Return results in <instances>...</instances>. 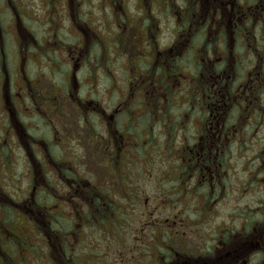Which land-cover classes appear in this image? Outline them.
Masks as SVG:
<instances>
[{
    "label": "rangeland",
    "instance_id": "obj_1",
    "mask_svg": "<svg viewBox=\"0 0 264 264\" xmlns=\"http://www.w3.org/2000/svg\"><path fill=\"white\" fill-rule=\"evenodd\" d=\"M145 1L147 3L143 0H11L12 3H10V0L9 2L0 0V41L2 39L3 42V39H6L4 52L7 50L5 53L9 57V65L5 68L8 74V78H5L8 81L6 85L0 66V85L1 83L5 85L0 86V138L13 141L11 135L15 133V129L9 126V122L15 123L17 119L20 124H24V127L27 125L31 133L43 135L46 138L51 136V128L47 124L49 122L51 127L53 126L55 139L58 138V128L61 130L65 128L67 133L72 130L78 133L77 137L72 135L65 142L52 145L50 149L56 158L64 151L67 164L70 166L67 168L69 173H78L83 177L82 185L76 184L73 191L78 189L79 192L87 193H83L79 199L81 202L79 207L83 208L81 211L78 210L80 214L85 213V209L87 212L89 207H96L94 205L97 204L98 216L95 211H91V216L95 217L94 225L83 223L86 226L82 228L81 236L75 232L76 230L74 231L77 224H72L71 216L73 207L75 208L76 205L69 196H62L70 190V187L62 189L60 184L53 180V185L60 190L58 193L60 195H57V201L53 195L47 198L53 205L62 203L60 227L69 232V237L64 233L61 235L66 238L63 242L64 251L61 252L65 257L73 259L74 264H150L148 255L151 252L150 248L156 243L154 242L156 231L158 234L163 233L165 222L174 223L172 219L178 218L176 207L180 205L175 204L174 194L195 192L196 187L200 186L187 173L180 182L178 179L172 180L176 171L181 176L183 172L189 170V168L180 167L189 163L188 160H183V147L190 146L194 142L197 136L196 128L202 127L200 119L202 111L199 110L201 107L198 103L200 93L197 87V85L201 86L199 83L201 78L195 79L197 70L192 63L194 52L180 53L178 75L175 76L178 71L175 67L176 71L172 76H169L167 80H164V77L171 67L165 59L177 35L190 33L194 26L201 29L204 19L209 14V4L204 3L201 6L203 10L200 9L198 14L193 15L191 3H185L184 0ZM154 1L157 3H152ZM168 3L171 6L167 7ZM8 6L14 7V12L22 11L21 18L27 17L25 25L34 36L24 30L21 19L16 24L17 20ZM187 11L189 17L185 18ZM146 12L150 14V19L146 18ZM121 13L124 17L127 16V24L132 26L129 29ZM154 15L156 17L152 18ZM152 19H154L153 22ZM144 22L147 26L143 25ZM208 30L213 38L208 50L209 56L217 59L222 56V53L220 50L219 53L216 52L215 33L209 28ZM85 32L90 38H95V35L98 37L97 41H89V48L86 51L83 48L87 40ZM200 37L201 32L198 34V38ZM154 40H157V47L150 49V44L154 43ZM22 41H25V45L28 42L29 45L20 50ZM40 42L43 43L42 47ZM225 43L228 44L229 40ZM250 43H252L251 39ZM263 43L262 40L261 44ZM261 47L253 44L248 46L252 48L249 50L251 55L256 52L261 53ZM139 48L146 53L139 55L141 53ZM232 48H234L233 52L237 50L235 47ZM158 49L162 53L157 59L159 66L156 69L145 62H141L138 69L133 67L132 59L138 61L142 58L147 62L150 58L149 54ZM187 59H191L192 65L187 64ZM160 62H163L162 67ZM254 62L256 60L253 57L246 59L248 70L252 68ZM21 71L22 76L19 78L21 81L26 84L23 78L27 75L29 81L36 84L32 91L24 84L12 82L13 77ZM136 74L144 76V80L153 76L156 84L151 82V86H143L140 93V88H137L136 82L131 79L132 75ZM177 77H180L182 81ZM196 81L198 83H195ZM166 82L168 84L173 82L174 88L178 90L175 92H179L184 101L178 102L174 98L175 103L171 104L170 109L171 115L167 116L163 113L157 122L164 127L173 118L172 125H175L168 131L161 130L158 125L153 140L142 136L140 139H144L141 144H137L138 147H131V149L120 147L118 150L119 155L121 154L120 158L118 154L114 156L117 145H114L115 138L110 131L112 124L110 116L113 110L119 113H117V138L120 139L119 134L122 133L123 125L130 124L129 119L126 123L123 118V113L126 114L128 111L127 107L121 103L123 98L129 97L127 106L131 109H139L142 99L144 101L148 97L153 98L158 93L166 96ZM40 91H44L43 95L46 99L44 103L40 102V99H43L41 95H38ZM72 93L82 100L85 98L86 101H97L98 109L104 110L105 115L101 114L100 117L96 111L94 114L90 112L88 115L84 113L82 115V110L77 106ZM187 93L190 94V98L185 95ZM11 95L20 97L18 108L20 114L15 109L13 115L8 113L12 109L9 100ZM6 96L7 99H4ZM154 100H157L156 97ZM185 101L188 102L183 103ZM95 103L88 104L89 110L96 109ZM159 105L160 102L157 103V106ZM59 107L66 109V124L78 119L79 125L64 127L63 120L57 117ZM263 110L259 111L261 122L258 121V125L250 128L253 132L251 134L248 132L243 136V140L238 139V143L231 147L230 164L234 165L229 181L231 193L218 209L221 214L218 220L223 215L226 222L236 223L240 215L237 209L242 205L246 208L252 204L254 205L252 208H255L257 203L259 207L264 203V174L259 175L263 169H259L258 174H252L255 169L239 168L241 165L236 164L238 161H248L252 162L253 167L262 168L264 165ZM55 113H57L56 117ZM145 117H147L146 121L140 120L139 128H144L148 124L150 116ZM193 119H195L194 126ZM253 123L254 121L250 119V124L253 125ZM181 127L183 128L178 130ZM20 128L18 126L19 130ZM139 128L125 129V133L135 134V130ZM21 135L22 141L26 142L25 131H22ZM116 143L121 145V142L117 140ZM20 144V141L15 143V151L11 152L12 155L14 153L15 161L12 166L10 161L6 163L0 157V195L3 202V207L0 209V227L3 231L0 233V249H2L0 264H54L53 258L58 256L57 250L60 248L55 234L51 232L50 238L45 237L30 220L31 213L27 212L30 206L27 195L31 192L30 176L32 174ZM10 149L9 145L8 150ZM258 151L260 154H257ZM3 157L10 159L7 151H3ZM115 159L122 160L120 167L113 165ZM34 169L36 173L39 172L38 167ZM248 169L251 176L247 179L250 175ZM254 177L260 178L257 187L253 184ZM179 184L184 191L178 189ZM81 187L85 191L81 190ZM94 188L107 194L105 201L88 197V194L92 195ZM35 199L37 203H43L39 193H36ZM106 203L113 207L114 215L119 220L111 219L113 215L109 213L99 214L100 211L109 208ZM194 206L191 204L190 207ZM173 207H175L174 210H171ZM186 212L189 214L190 210ZM41 216L39 218L44 219ZM77 216L80 219V216ZM96 217L99 219H97L98 222L95 221ZM257 217H260V213ZM154 220L157 223L160 222L161 226L155 227L152 224ZM218 220L215 219L213 224ZM180 221L182 226L177 225L171 232L172 242L176 248L181 250L183 247L196 254L201 248L212 243L215 237V225H210V231H207V236H204L203 228L199 231V228L187 225L190 222L189 218L183 220L180 218ZM56 228L59 229L58 225ZM183 229L188 230V233ZM162 239L165 241L166 237ZM4 242L6 245L3 244Z\"/></svg>",
    "mask_w": 264,
    "mask_h": 264
},
{
    "label": "flooded vegetation",
    "instance_id": "obj_2",
    "mask_svg": "<svg viewBox=\"0 0 264 264\" xmlns=\"http://www.w3.org/2000/svg\"><path fill=\"white\" fill-rule=\"evenodd\" d=\"M7 1L9 2V0ZM143 1L144 3H147L145 0ZM184 1L185 3H191L194 12L193 15L198 14L200 12V9H202L201 6L204 3L209 4V14L204 19V25L201 27V29H198L194 26L193 29L191 28L190 33L177 35L176 41L172 45V48L169 50L170 53L167 54V58L165 59L166 63L169 64L171 67L166 73L164 80H167L169 76L173 75V72L176 71L175 67L178 68V71L175 76L178 75L180 67L178 56L180 53L184 52L185 54L189 52H194V60L192 59V63H194V67L197 70L195 79L201 78L199 82L201 86L197 85V87L199 88L200 93V95H198V103L201 107L199 108V110L202 111V117L200 118L202 127L200 129L199 127L196 128V134L199 137L202 133L220 134L225 131V135L231 137L228 141L230 150L228 159H224V162H221L217 166L211 165V163L205 164L199 158L198 165H201V169H196L194 171L193 169H191L192 166L191 168L187 167V165L190 164L187 163L186 165H181L180 167L185 166L186 168H189V170L183 172L181 176L178 171L175 172V176L174 178H172V180L178 179V181L180 182L182 178L185 177L184 174L187 173L190 174V176L195 180L194 182L198 183L200 186L196 187L197 189L195 190V192L186 194H183V192L181 193V195L178 193L174 194L175 204L178 203L180 206H184L185 208H181L180 206L176 207L178 208L176 211V215L178 216V218L176 220L172 219L174 223L165 222L164 229L162 230L163 233L161 234H158L156 231L154 235V242L156 243L151 247L152 249L150 248L151 252L148 255L150 258V264H264V203H262L260 207L257 203L255 205L257 207L255 208H252L254 207V205L252 204H249V206L246 208H244L242 205L241 208L237 209L240 215H238L236 223L226 222V218H223V215L221 219L218 220V217L221 215L218 209L221 208L224 200L227 199L231 193V185L229 181L232 177L231 169L234 168V165L230 164V155L232 150L231 147L233 144L238 143V139L243 140V136L247 135L248 132H250V134L253 132V130L250 128L258 125V121L261 122L259 119V111L264 109V43L261 44L262 40L264 42V0ZM10 3H12L11 0ZM152 3H157V1H154ZM166 5L167 7L171 6L170 3ZM8 9H10V12L17 20L16 24L18 20L21 19L23 21L22 24L24 25V30L28 33L30 32L34 36V34L30 31L27 25H25L27 17L26 19L24 18V16L21 18V15L23 14L22 11L17 10L14 12V7L12 6H8ZM145 14H147L146 18H151L149 13L146 12ZM121 17H123V21L126 24L127 29H129V27H132L128 26L129 24H127V16L124 17L122 15ZM155 17V15L152 16V18ZM188 17L189 12L187 11L185 18ZM153 20L154 19H152V22ZM143 25L147 26L145 22L143 23ZM208 28L215 33L214 45L217 46L216 52L219 53L220 50V52L222 53V56L217 58L221 59L220 61H218L217 59H213L212 56H209L208 50H210L211 41H213L211 39L213 38L211 37L212 34L209 32ZM19 32L21 33L20 26ZM200 32L201 37L198 38V34ZM2 34L3 36H5L3 32ZM85 36L87 37V40L83 48L86 51L89 48V41H97L98 37L95 35L96 39L94 37L90 38L89 34H87L86 32ZM250 39L252 43H250ZM228 40L229 43L226 44L225 41ZM5 41V38L3 39V42L2 39L0 41V66L2 68L3 79L8 78V74L6 73L5 68L9 65V57L5 53L7 50L4 52ZM25 41L20 42V50L25 49L26 46L29 45L27 44L28 42H26L25 45ZM251 44L262 46V49L260 50L262 52H256L251 55L249 50H251L252 48H248V46ZM41 45H43V43L40 42V46ZM156 47L157 40H154V43L150 44V49H155ZM232 47H235V49L237 50L233 52L234 50L232 49L234 48ZM140 49L141 48H139V50ZM140 51L141 53L139 55L146 53L145 51ZM161 53L162 51H160V49L156 50V52H152L151 54H149L150 58L147 62L142 58H140L138 61L132 59L134 64L133 67H135V69H138L141 65V62H145L150 65L153 69H156L159 66L157 59L159 55H161ZM33 57L36 58V56ZM248 57H253V59L256 60L250 70H248L245 63ZM163 62H160V67H162ZM186 62L188 65H192L191 59H187ZM21 76L22 71L21 73L18 72L16 76L13 77L14 80H12V82L24 84L25 86L29 87L30 91H32L33 87L36 84L31 83V81H29L28 79V76L25 75V78H22L26 81V84L30 83L29 85H26L23 81L19 79L21 78ZM143 77L144 76L136 74L132 75L131 78L134 80V82H136L137 88H140V93L142 91L143 86L147 87L151 86V82L155 83V78L153 76L146 78L145 80L143 79ZM177 78L181 80L180 77ZM16 80H18V82H16ZM133 80L131 81L132 84L134 83ZM4 82L5 85L8 83L6 79L4 80ZM195 83L198 82L196 81ZM2 85H4V83H1L0 86L2 87ZM165 85L167 91L165 94L166 96H164L163 94L160 95L158 93L155 96L153 95L154 97H156L157 100H154V97H148L144 101L142 98H140L142 99L140 100L142 102L141 107H139V109H131L130 106H127V100L130 101L129 97L126 96L125 98H123V101L121 103L123 106L127 107L126 110H128L126 111V114L122 112L123 118L124 120H126V123L129 119L130 124L127 126L123 125L122 133L119 134L120 139L117 138V119L119 113L117 110H113L110 116V118L112 119L110 131L112 137L115 138V140L113 141L114 145H117V148H115L114 151V156H117V154L119 155L118 150L120 149V147L121 149H126L127 147L131 149V147H138L137 144H141L144 138H151L153 140L155 135L154 132L156 131V127L158 125L161 127V130L164 131H168L169 128H172L175 125H172V122L174 120L173 118L169 122H167L164 127L159 122H157L158 118L163 113H165V115L167 116L171 115L170 109L171 104L175 103L174 98H176L178 102L184 101L180 96L179 92H175L178 90L174 88L173 82L170 84L166 82ZM15 86L16 85H14V87ZM40 92L41 93L38 95H41L43 97V99H40V102L44 103V100L46 102V99L43 95L44 91ZM185 95H187L189 98L191 97L188 93ZM72 97L75 99V102L77 103L79 109L82 110V115L83 113L85 115H88L90 112H92L90 114H94V111H96L100 117L102 116L101 114H103V116L105 115L104 110L102 111L98 109L99 103L97 101L93 100L90 102L86 101L85 98L82 100L80 97H77L73 93ZM4 99H7V96ZM9 100L12 105V109L9 110L8 113H12L13 115V110L15 109V111L20 114L21 112L18 109L20 106V97H17V95L13 97V95H11L9 97ZM165 101L167 103V106ZM158 102H160L159 106H157ZM186 102L188 101H185L183 103ZM92 103L97 104L95 110H89L90 108L88 107V104ZM58 109L59 114L57 115L58 112L55 113V117L57 115L58 119L63 120L64 127H77L79 125L78 119H74L73 121H70L68 124H66V109L64 107H59ZM145 116H150V120L147 122L148 124L144 128H139L138 125L140 120L146 121L147 117ZM250 119L254 121L253 125L250 124ZM53 120L55 122V119ZM194 120L195 119H193V126L195 124ZM22 124H20V121L18 119L15 123L11 121L9 122V126L15 129V133L11 135L13 141L8 140V138H5L4 140L0 138V157L6 163L10 161V165L12 166L15 161L14 153L12 155L11 152L15 151L14 144L18 143L19 141L21 142V149L25 152L26 158L28 159V162L30 164L29 166L31 168L32 174L30 176L32 183L31 192H29V194L27 195V199L30 205L28 208L29 210H27V212L31 213L30 220H32V223L35 224L36 228L41 233H43L45 237L47 236L50 238L51 232H53L55 234L56 240L59 242V245L61 247L63 246V242L66 239L61 235L63 233L68 235L69 232H66L64 228L60 227L61 223L59 218L62 216V203H55L56 205L54 204V206L51 202L47 200L50 195H53L55 201H57V195H60L58 194L60 190H58L57 187L53 185V180H56V182L60 184L59 186L62 189L70 187V190L62 196H69L70 200L74 201L76 205L75 208L73 207V215L71 216L73 222L72 224H77L76 228H74V231L76 230V233L78 232V234H80L81 236L82 228L86 226V224L94 225L93 223L95 217L93 215L91 216V211H95V214L98 216L97 204L94 205L96 207H89V210H87V212L85 209V213H79L78 210L81 211L83 209L79 207L81 205L79 199H81L83 193H87L79 192L78 189H75V191H73V188L76 184H78L79 186L82 185L83 177L78 173H69L67 168L70 166L67 164L64 151L59 157L56 158L52 154L50 149V147L52 148V145H57L62 142H65L72 135L77 137L78 133L73 130H70L71 132L67 133L65 128L62 130L58 128V138L55 139L56 136L55 132L53 131V126L51 127V122H49L47 124L51 128V136L50 138H46L43 135L31 133L30 129L28 130L27 125H25V127L27 128L26 129L24 127V124ZM59 125H61L60 122ZM18 126L21 127L20 130L18 129ZM130 126L133 129H139L135 130V134L133 132L125 133V129H130ZM176 127L178 126L176 125ZM183 127L178 128V130H181ZM20 131H25V137H27L26 142L22 141L23 134L21 135ZM142 136L144 138L140 139ZM116 140L121 142V145H118V143H116ZM198 141L199 140L195 139L190 146L183 147L184 149L182 151V156L184 157L185 152L191 150ZM12 142L14 144H12ZM9 145L11 148L10 151L8 150ZM3 151H7V153L10 155L9 160L3 157ZM257 154H260V151H258ZM120 155L118 156V158H120ZM209 157L211 156L209 155ZM213 157L214 156H212L211 158ZM240 157L243 158V156ZM183 160H185V158ZM121 162L122 160L115 159L113 160V165H115L116 167H120ZM236 164L241 165L239 166V168L250 167L252 169H255L254 171H252V174H258L257 171L259 169H263L262 172H259V175L264 174V165L262 166V168H259L258 166L253 167L252 162L248 161H238L236 162ZM34 167H38L39 172L36 173ZM215 167H217V169ZM42 173H44L43 176ZM249 174L250 175L247 176V179L251 176L250 171ZM254 179L255 182L253 184H255V187H257L260 178L254 177ZM178 189L180 191L183 190V188L180 187V184L178 185ZM81 190L85 191L83 187H81ZM98 190L100 189L94 188L93 191L97 193ZM36 193H39V195L42 196L43 203H37L35 199ZM93 193L92 195L88 194V197H91L95 200ZM106 195L107 194L105 193V196ZM1 200L2 195H0V209L1 207H3V202ZM11 200L13 199L11 198ZM12 202L14 203V201ZM191 204L192 206H195L191 208ZM106 206H108L107 203ZM174 208L175 207H173L171 210H174ZM186 210H190V213L188 214ZM74 211H76V213H74ZM105 211L107 212V214L109 213L113 215L111 216V219H115V221L119 220L114 215V211L110 208H106ZM259 213L260 217H257ZM38 215H42L44 219L39 218ZM77 215L80 216V219ZM179 217L181 218V220H183L184 218H189L190 222L187 225H189L190 227L192 226L193 228H199V231L201 230V228H203V231L205 232V234H203L204 236H207V231H210V225H215V237L212 243L201 248L196 254L190 252L188 249L183 247L181 248V250L176 248L174 246V243L172 242L171 232L173 231L172 228L176 227L177 225L182 226ZM97 219L98 217H96L95 221L98 222L99 219ZM215 219H217L218 222L213 224V221ZM152 224H154L155 227L157 225L161 226L160 222L157 223L156 220H154ZM52 225L54 226L52 227ZM57 225L59 229L56 228ZM183 231L188 233V230L183 229ZM1 232L3 231L0 227V233ZM163 237H166L165 241L162 239ZM49 241H51V239ZM3 244L6 245V242H4ZM1 252L2 249H0V254ZM53 261L55 263V261H57V258H53Z\"/></svg>",
    "mask_w": 264,
    "mask_h": 264
},
{
    "label": "trees",
    "instance_id": "obj_3",
    "mask_svg": "<svg viewBox=\"0 0 264 264\" xmlns=\"http://www.w3.org/2000/svg\"><path fill=\"white\" fill-rule=\"evenodd\" d=\"M225 132V131H224ZM222 132L220 134H208L202 133L201 136H197L198 142L193 146L191 150L185 152L184 158L189 161V165L187 167L192 168L194 171L196 169H201V165H198L199 158L205 163H211V165L217 166L221 162H224V159H228L229 157V139L230 136H226L225 133ZM209 155L213 158L209 157ZM187 164V163H186ZM185 164V165H186ZM182 168H186L183 166ZM217 169V167H215ZM214 169V167H213ZM95 200H106L105 192L98 190L97 193H93ZM108 206L111 210L113 207L111 205ZM99 214H107L106 211H100ZM58 251L57 261L54 264H74L73 259L70 257H65L62 252L64 251V246H61ZM62 251V252H61ZM73 258V257H72Z\"/></svg>",
    "mask_w": 264,
    "mask_h": 264
}]
</instances>
